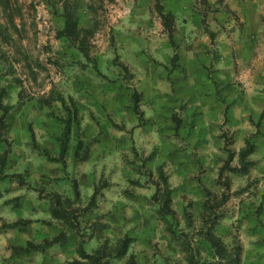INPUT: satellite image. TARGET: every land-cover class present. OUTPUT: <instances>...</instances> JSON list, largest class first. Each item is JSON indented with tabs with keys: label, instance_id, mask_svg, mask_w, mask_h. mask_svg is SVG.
<instances>
[{
	"label": "clouds",
	"instance_id": "clouds-1",
	"mask_svg": "<svg viewBox=\"0 0 264 264\" xmlns=\"http://www.w3.org/2000/svg\"><path fill=\"white\" fill-rule=\"evenodd\" d=\"M207 5L200 0H81L78 35L72 36L64 0H35L32 26L24 32L17 19L22 34L0 39V89L7 91L2 102L23 104L9 139L19 130L27 142L21 125L39 119L45 123L34 125L37 141L47 148L46 155L30 142L28 147L14 143L9 153L16 162L4 171L22 174L25 182L0 181V264H90L89 257L105 244L111 254L101 264H126L132 257L136 264H189L190 255L196 264L213 259L222 264L225 258L213 257L206 246L197 255L199 238L193 234L203 221L185 224L188 201L181 197L201 196L202 185L214 186L231 153V168L252 163L247 172L225 170L220 179L230 178L231 184L217 188L218 195L258 180L259 191L250 196L254 188H248L242 206L246 212L250 201L261 202L264 0H207ZM170 13L173 22L166 26ZM248 41H254L251 51L241 48ZM177 57L173 68L169 61ZM73 116L79 121L70 133L73 149L84 143L79 155H62L53 136L64 124L55 118ZM225 130L235 133L232 142L220 138ZM51 192L80 210L78 230L50 214ZM165 193L172 194L170 208L180 220L176 231L188 234L189 250L183 237L171 235L175 220L163 218ZM18 196L22 204L14 207ZM243 214L222 220V230L214 235L230 256L242 245L243 264H264V228L255 220L241 223L237 217ZM19 220L30 221L27 230L3 227ZM94 222L102 227L94 230ZM61 232L64 242L54 240ZM126 237L132 238L130 246L116 258ZM29 241L35 247L15 254L17 247L28 249Z\"/></svg>",
	"mask_w": 264,
	"mask_h": 264
},
{
	"label": "rangeland",
	"instance_id": "rangeland-1",
	"mask_svg": "<svg viewBox=\"0 0 264 264\" xmlns=\"http://www.w3.org/2000/svg\"><path fill=\"white\" fill-rule=\"evenodd\" d=\"M201 3H203L206 7L207 0H200ZM81 0H64V9H65V16L66 21L68 20L67 17L70 15V25L67 28V32L69 35L76 36L78 35L77 30V22L79 19V8H80ZM158 7H160L158 5ZM35 8V0H0V39H3L5 41H10L12 37V33H17L18 35L22 34L21 30L17 28L16 22L17 19H20L21 25L24 29V32L28 30L29 27L32 26L33 20H32V13ZM170 22L172 24L173 22V16L172 14L169 15ZM166 21V19H165ZM164 21V23H165ZM67 24V23H66ZM166 26L168 24L165 23ZM18 54L21 58L27 60V55L22 52L20 49H17ZM177 58H173L169 61L170 64L173 65V68H176L177 65ZM113 67H115V64H113ZM113 83H117L118 80L115 77L111 78ZM19 78H17V83H19ZM7 95L6 89H0V147H3V152L0 153V181L3 180H9L12 179H19V182L23 184L24 176L20 173H6L4 170L5 168L11 167L12 164H15L16 160L15 158L9 157V153L13 150V144L14 143H24L25 147H28L29 142L31 143V147L33 150L42 151L47 155V148L44 146H41L37 141V127L34 125L39 124L40 126H44V121L37 120H28L24 124L21 125V128L26 130L29 140L26 142L22 139V134L19 130H17L16 135L9 139V135L12 133L14 128L17 124V114L20 112V109L23 107L22 103H18L17 105H11V104H4L2 102V98ZM20 95L19 93L17 94ZM75 111V110H73ZM173 121L176 123L177 127L180 125L179 117H177L175 114L172 115ZM56 123H63L64 129L61 131V134L56 136H53V141L56 146H58V150L61 152L62 155L74 151L76 155H79L80 148L83 146V141H78L75 149H73L71 139H70V133L72 131L73 127H77L79 121L74 116L69 121H61L59 117L55 118ZM259 126V125H258ZM264 135V133H261ZM43 135V133H41ZM235 133H232L229 135V131L225 130L223 133H221L220 138L225 139L227 142H232V138L234 137ZM85 147V155H87V146ZM254 145L249 147V151L253 149ZM246 154V153H245ZM244 155L241 154V159L243 161ZM51 159V157H50ZM232 159V154H229L228 160L224 162V165L219 170V177L217 178V181L215 182L214 186H201L200 192L201 196H195L189 197L186 193L182 195L181 199H185L188 201L187 205L184 206L183 209V219L187 226H191L193 222L199 218L203 221L197 232H195L193 235L199 238V245L197 250V255L201 251L204 250V247L211 249L212 252L210 255L214 256H221V258H225L222 261V264H243L245 259V251L243 249V246L240 244H237L234 253L235 255L230 256L229 253L226 252L224 245L219 237L214 235V230H222L220 222L224 219H229L233 215H237L238 212L244 213L241 216H238V220L243 223L245 219L249 220H255L256 223L260 226V228H264V222L260 220L261 217H264V194H261V202L257 205L254 201L249 202L248 210L245 212L243 209V193L248 190V188H254V191L249 192L248 194L250 196L256 195L259 189L256 187L258 185L259 181H253L250 182L248 185H246L244 188H238L234 192L226 193L221 192L217 193V188H223V187H230L231 181L230 178H224L220 179V177H224L225 170L231 171L233 173L237 172H247L249 165L252 163L251 161L246 162L243 164V167L241 169H234L231 168L229 165V161ZM28 173V169H25V174ZM59 180V177L56 178ZM75 179V178H74ZM197 180L199 181V176H197ZM107 183V182H105ZM73 189H74V196L78 199L81 195L75 181H73ZM39 193L41 194V198H43L44 194V188L41 187L39 189ZM48 198L50 199V207L48 211L50 214L61 221H63L65 224H67L69 227L79 229V217L77 216V213L80 211L79 209H75L71 207L70 202L62 201L60 193L58 192H51L48 193ZM95 195V192L93 193ZM165 198V196H164ZM14 207H20L22 204L23 197H14ZM172 201V194L170 193V204ZM56 202L55 212L53 211V203ZM67 204V206H66ZM161 212L163 213V218L167 219L168 217H171L173 220H175L174 225H169V230L171 232V235L173 238H184V250H189L191 248V243L188 238V234L186 232H178L176 231L177 227L179 226L180 220L176 217L174 209L170 208V213H165L163 208L161 209ZM42 224L51 225V221L43 220L41 219L39 221ZM30 221L28 220H19L14 222L12 225L5 224L3 225L4 228H15L18 227L21 231L27 230V227L29 225ZM97 227H102L97 222L93 223L94 230ZM257 229H253V231H256ZM46 244L50 243L47 241V237H44ZM54 240H61L64 242V234L63 232L60 233L58 237H54ZM132 238L126 237L125 240L122 243V246L119 250L116 251L115 255L116 258H121L128 250V247L130 246ZM29 248L25 249L22 246L17 247L14 249L15 254L21 255L26 254L29 249L32 247H35L32 245V243L28 242ZM81 251H79V255L82 256ZM100 255V260H102V257L105 255H110L111 253L107 250L106 244L105 247L98 250ZM83 257V256H82ZM168 258H165L167 261ZM189 264H196L195 257L188 256L187 257ZM90 264H94L91 262ZM71 264H81L80 261L73 260ZM103 264H109L108 261H103ZM126 264H136L135 258H130ZM179 264V262H177ZM200 264H203V262H200ZM208 264H216V261L209 260Z\"/></svg>",
	"mask_w": 264,
	"mask_h": 264
},
{
	"label": "trees",
	"instance_id": "trees-1",
	"mask_svg": "<svg viewBox=\"0 0 264 264\" xmlns=\"http://www.w3.org/2000/svg\"><path fill=\"white\" fill-rule=\"evenodd\" d=\"M171 15V13L169 14ZM169 15L167 17L164 18V21L166 24H168V26H171V22H170V19H169ZM67 28L69 27L71 21H70V15L67 17ZM242 155H245V153H242ZM53 211L55 212V210H57V208H55V205H56V202L53 203ZM163 210L165 211V213H170V193H165V198H164V207H163ZM81 254L83 257H86L87 256V253H85L84 251H81ZM91 259V262L94 263V264H101V260H100V255H99V251H97V254L93 257H89Z\"/></svg>",
	"mask_w": 264,
	"mask_h": 264
},
{
	"label": "crops",
	"instance_id": "crops-1",
	"mask_svg": "<svg viewBox=\"0 0 264 264\" xmlns=\"http://www.w3.org/2000/svg\"><path fill=\"white\" fill-rule=\"evenodd\" d=\"M253 44H254V41H248V42H245V44L241 45V48H248L249 51H251V47ZM234 54H238V53H235V49H234Z\"/></svg>",
	"mask_w": 264,
	"mask_h": 264
}]
</instances>
